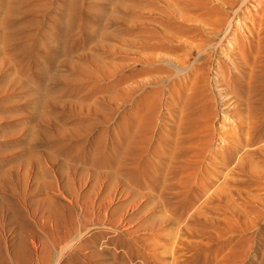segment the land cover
I'll return each instance as SVG.
<instances>
[{"label":"rangeland","instance_id":"obj_1","mask_svg":"<svg viewBox=\"0 0 264 264\" xmlns=\"http://www.w3.org/2000/svg\"><path fill=\"white\" fill-rule=\"evenodd\" d=\"M260 1L31 0L16 22L0 15V264H191L195 249L207 264H264V216L209 207L229 196L264 211L234 180L257 178L264 140L254 141L256 130L247 129L236 88L222 87L221 99L214 84L218 60L234 76L246 78L248 70L224 39L229 22L245 34L251 28L250 42L264 46ZM138 28L144 31L135 36ZM154 82L161 91L146 134L148 112L128 117ZM205 89L213 115L205 128L189 126L185 100ZM194 130L209 139L200 163L211 187L197 202L204 208L175 211L179 188L171 173L159 183L157 149ZM223 140L232 170L211 154ZM74 141L83 143L82 154H69ZM140 149L147 167L138 179L125 173L126 158Z\"/></svg>","mask_w":264,"mask_h":264},{"label":"bare ground","instance_id":"obj_2","mask_svg":"<svg viewBox=\"0 0 264 264\" xmlns=\"http://www.w3.org/2000/svg\"><path fill=\"white\" fill-rule=\"evenodd\" d=\"M188 1V0H187ZM31 0H0V15L2 17H5L6 19H11L14 22H16L15 17H19V14L22 13V11H25L24 14H28L29 6H30ZM260 4L264 7V0L260 1ZM259 5V4H258ZM40 7V6H39ZM36 8V7H34ZM28 9V10H27ZM191 9V8H190ZM263 9V8H262ZM179 10V9H178ZM27 11H29L27 13ZM175 17V16H174ZM184 19V18H183ZM225 19V18H224ZM169 20V19H168ZM243 20V19H242ZM238 21V20H237ZM254 21V20H253ZM169 25H172L173 27H178L179 29H182V25H178L176 21H168ZM219 25L217 26L216 30H221V25H223V20H219ZM244 24V23H243ZM254 24V23H253ZM245 26V25H244ZM184 27V26H183ZM238 28V27H237ZM241 28V27H240ZM249 28V27H248ZM247 28V29H248ZM239 29V28H238ZM135 30V29H134ZM251 30V28H250ZM248 30V34L244 33V29L242 30H236L234 27H232V22H229L227 24L226 30L224 32V39L226 38L227 41H231L232 46H229V51L237 50L240 54L239 59L242 58V61H240V65L247 66L248 70L244 71L246 72L244 76L246 78H242L241 75H235L232 71H229L220 60H218L215 64L217 65V74L218 77L214 78L215 82L214 84L217 86V88L221 89L222 87L227 88H236V91L238 92V98L240 102L245 105L247 109V129H255L256 130V136L254 138V141H263L264 140V46L263 44H253L250 42V35L252 31ZM144 30L141 28H138L136 32L134 33L135 36L137 34L143 32ZM167 31V30H166ZM169 31V30H168ZM261 31V30H260ZM133 34V35H134ZM253 36V35H252ZM170 37V35H169ZM231 38V40L229 39ZM160 40V39H159ZM258 40V39H257ZM262 41V40H261ZM3 42V41H2ZM158 43V42H157ZM162 43V42H161ZM163 44V43H162ZM161 44V45H162ZM167 44V43H165ZM8 46V45H7ZM158 43V47H159ZM220 46V45H219ZM162 47V46H161ZM169 47V45H168ZM167 47V48H168ZM171 47V45H170ZM171 49V48H169ZM1 51V49H0ZM207 51V50H206ZM231 55V54H230ZM234 55V53H233ZM238 55V53L236 54ZM230 57V56H229ZM182 58V57H181ZM204 62V61H203ZM232 62V61H231ZM235 62V60H234ZM239 62V61H237ZM200 64V63H199ZM204 64V63H203ZM202 65V64H201ZM1 66V65H0ZM199 66V65H198ZM198 66H196V69L194 70L196 73L195 75H199L202 72H199L200 69ZM236 66V65H235ZM11 68V66H9ZM237 67V66H236ZM239 70V69H238ZM240 72V71H239ZM238 74V73H237ZM198 76V77H199ZM195 77V76H194ZM200 78V77H199ZM237 79H242V82H239ZM241 81V80H240ZM155 85L151 86L149 90H147L145 93H143L139 99H137L136 108L135 110L129 114L128 121L133 122L137 119V117L142 116L143 118H146L145 112L149 113V119H147L144 122V130L145 133H150V129L154 126V120L156 115V108H157V100L158 96L160 95L161 91V84L158 82ZM169 83V82H168ZM179 82H172V85L176 86ZM194 83V81H193ZM198 83V82H197ZM196 83V84H197ZM83 83H81L82 85ZM171 84V82L169 83ZM168 84V85H169ZM182 84V83H181ZM80 85V84H79ZM83 86V85H82ZM192 87V85H190ZM196 86V85H195ZM10 87V86H9ZM167 87V86H166ZM198 86H196L197 88ZM206 87V86H205ZM204 87V88H205ZM75 88V87H74ZM97 88V87H96ZM170 88V87H169ZM168 88V89H169ZM194 88V86H193ZM195 88V89H196ZM79 89V88H78ZM81 89V88H80ZM79 89V90H80ZM203 89V87H202ZM201 89V90H202ZM69 90V89H68ZM171 95L173 94V89H169ZM180 90V89H179ZM222 90V89H221ZM70 91V90H69ZM68 91V92H69ZM78 91V90H77ZM145 91V90H144ZM200 91V90H199ZM204 92L199 93H190V96L186 98L185 105H187L189 116H186L188 118L189 126H199L203 124V127L208 126V119L211 115H213V106L211 102V93H208L205 90ZM228 91V89H227ZM226 91V92H227ZM73 92V91H72ZM129 92V91H128ZM127 92V93H128ZM184 92V91H182ZM189 92V91H188ZM223 90L218 91V97L221 99L224 97ZM225 92V93H226ZM71 93V92H70ZM130 93V92H129ZM142 93V92H141ZM179 94V93H178ZM181 94V93H180ZM189 94V93H187ZM233 94V93H232ZM174 96V95H173ZM232 96V95H231ZM233 97V96H232ZM173 98V97H172ZM175 98V97H174ZM227 99V98H226ZM234 99V98H233ZM224 100V99H223ZM229 100V99H228ZM236 100V99H234ZM180 101V99H179ZM181 102V101H180ZM226 102V101H225ZM224 102V103H225ZM183 103V102H182ZM229 103V102H228ZM232 103V102H231ZM227 105V104H226ZM229 105V104H228ZM184 106V105H182ZM223 106V105H222ZM223 109V108H222ZM183 110V109H181ZM215 110V109H214ZM226 110V109H225ZM228 111V110H226ZM225 112V111H224ZM185 114V113H184ZM126 115V114H125ZM124 115V116H125ZM184 116V115H183ZM228 116V115H227ZM182 117V116H181ZM224 117V116H223ZM136 118V119H135ZM185 118V117H184ZM140 119V117H139ZM183 119V118H182ZM186 119V118H185ZM211 119V118H210ZM228 119V118H227ZM231 119V118H230ZM127 121V120H126ZM222 121V120H221ZM224 121V120H223ZM245 121V120H244ZM123 122V120H122ZM142 124V121H140ZM140 122H137L140 124ZM182 123L181 121H179ZM93 123V122H92ZM125 124L127 122H124ZM88 124V123H87ZM133 124V123H132ZM138 124V125H139ZM231 124V123H230ZM136 125V126H138ZM122 126V125H121ZM142 126V125H141ZM139 126V128L141 127ZM181 127V126H180ZM188 127V126H187ZM138 128V129H139ZM143 129V128H142ZM201 130V129H200ZM205 130V129H204ZM101 131V130H100ZM103 131V130H102ZM185 131V130H184ZM207 131V130H206ZM200 132V131H199ZM185 137L181 138L179 140L174 141L170 148H166L164 152L157 149L158 156H159V168L157 172V179H161L159 183H161L163 180L165 182V179L163 177L166 176V174L171 173L172 176L175 177L172 183L173 186L178 187L179 191L177 190L176 193H174V197L176 198V201L172 202L170 206L175 209V211H188V210H198L201 209L203 205L202 203H197L199 199H201L206 193L209 191L210 186V180H207V170L206 168L200 163L203 157H205V150L209 146V139L206 136H200L198 131H191L190 134L185 133ZM254 133H252L253 135ZM203 135V134H202ZM225 136V135H224ZM101 133L97 136L95 145L96 148V154H100V142L102 140ZM149 138V136H147ZM177 137V136H176ZM220 137V136H219ZM77 138V137H76ZM118 138V137H117ZM147 138V139H148ZM162 139V136H160ZM248 138V136H247ZM253 138V137H252ZM121 139V138H120ZM119 139V140H120ZM77 140V139H76ZM79 140V139H78ZM146 140V138H145ZM103 141V140H102ZM142 141V140H141ZM221 141V140H220ZM248 142V140H246ZM162 142V141H161ZM115 143V142H114ZM120 143H122L120 141ZM250 143V142H249ZM94 144V143H93ZM245 144H247L245 142ZM129 145V143H128ZM139 146V145H138ZM259 146V145H258ZM69 147V154H80L83 146V143L80 141H74L68 145ZM117 147V146H116ZM218 147V146H217ZM103 148V147H102ZM129 148V147H128ZM132 148V147H130ZM215 148V147H214ZM259 148V147H258ZM68 149V148H66ZM65 149V150H66ZM118 149V147H117ZM162 149V148H161ZM263 149V148H261ZM127 150V149H126ZM125 150V151H126ZM213 150V149H212ZM94 151V150H93ZM115 151V150H114ZM128 151V150H127ZM126 151V152H127ZM211 154L215 157L220 156V161L223 166L227 167L228 169L232 170V167H235L234 165L231 166V146L227 145L224 140L221 143V149H215L213 150ZM124 152V150H123ZM143 152V149H140L138 153L134 154V156L127 157L126 160L130 162L128 165H126V173L129 176H133L135 178H138L141 176V174H146V167L147 165L141 164L139 162L140 156ZM224 153V155H223ZM82 154V153H81ZM94 154V153H93ZM104 154V153H103ZM102 154V156H103ZM86 155V154H85ZM124 153L121 155L123 156ZM132 155V154H131ZM208 155V153H207ZM211 155V156H212ZM72 156V157H73ZM81 156V155H80ZM93 156H96L95 154ZM97 155L96 157H98ZM107 156V153H106ZM120 156V158H122ZM128 156V155H127ZM143 156V155H142ZM210 156V157H211ZM71 157V158H72ZM95 157V158H96ZM111 157V155H110ZM117 157V156H116ZM94 158V159H95ZM100 158V157H99ZM105 158V157H104ZM207 158V157H206ZM218 158V157H217ZM110 159V158H108ZM112 159V157H111ZM210 159V158H209ZM107 160V158H106ZM105 160V161H106ZM113 160V159H112ZM120 160V159H119ZM109 161V160H108ZM211 161V160H210ZM218 161V159H217ZM82 162V161H81ZM120 162V161H119ZM147 162V161H146ZM86 163V162H85ZM101 163V162H100ZM141 164V165H138ZM208 164V163H207ZM110 165V164H109ZM236 165V164H235ZM264 165V164H263ZM140 166V167H139ZM97 167V166H96ZM112 167V166H111ZM149 167V166H148ZM256 167V166H255ZM90 168V167H89ZM252 169V168H251ZM116 170V169H115ZM86 171V170H85ZM233 173V172H232ZM123 174V173H122ZM121 174V175H122ZM121 178V177H120ZM166 178V177H165ZM117 179V178H116ZM127 179V178H126ZM264 168L260 169L257 175L256 179L253 178H235V182L239 184L241 189L239 190V193L242 194V196H246L248 198H253L252 200L257 201L258 204H260L262 207H264ZM129 181L131 182V179L129 178ZM128 181V183H130ZM234 182V183H235ZM136 184V183H135ZM158 184V183H157ZM167 184V182H166ZM128 185V184H127ZM131 185V184H130ZM161 185V184H160ZM165 185V184H164ZM171 185V186H172ZM221 186V185H220ZM169 187V185H168ZM242 187L244 189H242ZM164 188V187H162ZM235 188V187H233ZM238 188V187H237ZM236 188V189H237ZM141 189V188H140ZM156 189V188H155ZM215 188H213V191ZM218 189V188H217ZM239 189V188H238ZM237 189V190H238ZM211 190V191H212ZM163 191V190H162ZM175 192V191H174ZM238 192V191H237ZM210 193V192H209ZM160 194V193H159ZM212 194V193H211ZM216 194V193H215ZM163 195V194H162ZM222 195V194H221ZM228 195V194H227ZM172 196V195H171ZM212 195H209L211 197ZM217 196V195H216ZM223 197V196H222ZM160 198V197H159ZM158 198V199H159ZM213 198V197H212ZM205 199V198H204ZM207 199V198H206ZM205 199V200H206ZM214 199V198H213ZM208 200V199H207ZM222 200V199H221ZM211 201V200H210ZM212 200L211 202H213ZM207 202V201H206ZM224 203H216L212 204L209 207L212 210L220 211L224 210V206L228 205L231 209H235V211L238 212H248L251 210L256 215V219L260 220L264 216V211H260L258 209L252 208V205L250 204H242L239 205V203H234L231 201V198H226L223 201ZM249 202V201H248ZM166 203V202H165ZM205 204V203H204ZM209 204V203H207ZM161 205V204H160ZM165 205V204H163ZM259 206V205H258ZM204 208V207H203ZM207 208V206H206ZM166 209V208H164ZM249 209V210H248ZM172 210V209H171ZM230 210V209H229ZM198 212V211H196ZM200 212V210H199ZM240 215V213H239ZM255 217V216H254ZM254 220H250L249 223H253ZM140 222V221H139ZM248 223V222H246ZM264 225V224H263ZM242 227V226H241ZM242 229V228H241ZM223 231V230H222ZM218 233H221L220 231ZM225 234V232L223 233ZM218 235V234H217ZM216 235V237H217ZM243 235V234H242ZM212 238V237H211ZM228 238V237H227ZM214 239H216L214 237ZM237 240V239H236ZM241 241V240H240ZM243 241V240H242ZM121 242V241H120ZM219 242V241H218ZM239 242V240H238ZM127 243V242H126ZM124 243V244H126ZM195 243V242H194ZM220 243V242H219ZM131 244V243H130ZM127 245V244H126ZM208 246V245H207ZM128 247V246H127ZM126 247V250H128ZM202 247V245H201ZM204 247V246H203ZM130 248V247H129ZM132 248V247H131ZM241 248V247H240ZM198 249V248H197ZM201 250V249H200ZM203 250V249H202ZM218 250V248H217ZM244 250V249H243ZM130 252V250H128ZM190 251V250H189ZM124 253V252H122ZM128 252L125 251V254L122 255V257H125ZM133 253V252H132ZM201 251H197L195 249L194 252L190 254L191 264H207L206 258H203V255L201 254ZM242 253V252H241ZM136 254L140 255V252L137 250ZM134 256V255H133ZM121 257V256H120ZM209 259V258H208ZM210 261V260H209ZM209 264V263H208Z\"/></svg>","mask_w":264,"mask_h":264}]
</instances>
